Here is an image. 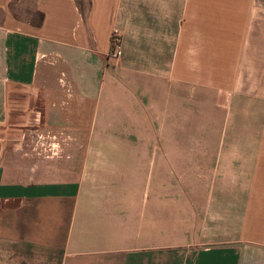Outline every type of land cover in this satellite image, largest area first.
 <instances>
[{
	"label": "crops",
	"instance_id": "0c3cea01",
	"mask_svg": "<svg viewBox=\"0 0 264 264\" xmlns=\"http://www.w3.org/2000/svg\"><path fill=\"white\" fill-rule=\"evenodd\" d=\"M88 1L0 0V264H264V0Z\"/></svg>",
	"mask_w": 264,
	"mask_h": 264
},
{
	"label": "built area",
	"instance_id": "2783aa9c",
	"mask_svg": "<svg viewBox=\"0 0 264 264\" xmlns=\"http://www.w3.org/2000/svg\"><path fill=\"white\" fill-rule=\"evenodd\" d=\"M112 56L115 59H120L122 56V39L118 31H114L113 36H112ZM1 131V127H0ZM32 138L37 140L36 144H40L41 146H47L49 148V152H52V157L54 156H59L60 149H61V142L57 139L56 136H53L51 134H37L33 133ZM51 156H48L47 158H52Z\"/></svg>",
	"mask_w": 264,
	"mask_h": 264
},
{
	"label": "rangeland",
	"instance_id": "374dc122",
	"mask_svg": "<svg viewBox=\"0 0 264 264\" xmlns=\"http://www.w3.org/2000/svg\"><path fill=\"white\" fill-rule=\"evenodd\" d=\"M78 6L83 10L86 11L89 7V1L88 0H78ZM37 20V18H35ZM37 140H35V142H33V146H28L27 148H30L31 150H33V153H35L34 157L37 159H40L41 161L46 162L48 165H52L55 164L56 162H60L61 159H68L69 156L64 155L63 153V149L64 146L61 145V149L59 150V156H54L52 157V152L55 151H51L49 152V148L47 146L42 147L41 143L40 144H36ZM110 145L109 146H114V144H117L118 146H120V141L117 140H112L109 141ZM15 144V143H14ZM66 147V145H65ZM48 156H51L52 158H47ZM62 157V158H61Z\"/></svg>",
	"mask_w": 264,
	"mask_h": 264
}]
</instances>
